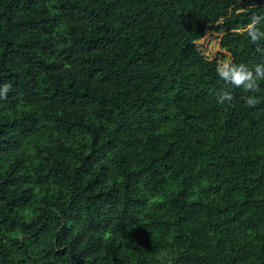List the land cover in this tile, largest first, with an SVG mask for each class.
Listing matches in <instances>:
<instances>
[{"label": "trees", "instance_id": "16d2710c", "mask_svg": "<svg viewBox=\"0 0 264 264\" xmlns=\"http://www.w3.org/2000/svg\"><path fill=\"white\" fill-rule=\"evenodd\" d=\"M0 264H264V0H0Z\"/></svg>", "mask_w": 264, "mask_h": 264}, {"label": "rangeland", "instance_id": "374dc122", "mask_svg": "<svg viewBox=\"0 0 264 264\" xmlns=\"http://www.w3.org/2000/svg\"><path fill=\"white\" fill-rule=\"evenodd\" d=\"M212 41L214 42V39Z\"/></svg>", "mask_w": 264, "mask_h": 264}]
</instances>
